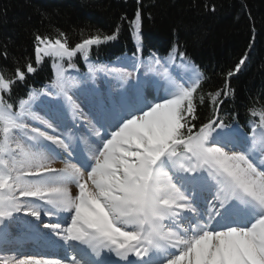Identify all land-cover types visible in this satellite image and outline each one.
<instances>
[{"label":"snow or ice","instance_id":"snow-or-ice-1","mask_svg":"<svg viewBox=\"0 0 264 264\" xmlns=\"http://www.w3.org/2000/svg\"><path fill=\"white\" fill-rule=\"evenodd\" d=\"M136 5L74 45L58 28L33 33L23 64L0 45L13 64L0 66V264H264V98L246 106L245 125L222 111L248 54L215 89L179 43L146 63ZM122 24L132 57L95 64L93 49ZM46 59L52 72L37 87L29 77ZM100 74L115 84L106 93ZM29 240L41 250H25Z\"/></svg>","mask_w":264,"mask_h":264},{"label":"trees","instance_id":"trees-1","mask_svg":"<svg viewBox=\"0 0 264 264\" xmlns=\"http://www.w3.org/2000/svg\"><path fill=\"white\" fill-rule=\"evenodd\" d=\"M206 2L215 4V12L204 10ZM143 3V58L151 52L167 56L172 45L179 43L210 77L202 85L206 89L222 86L223 73L234 68L247 52L245 64L230 81L235 101L226 100L222 109L238 112L239 122L245 125L246 106L257 97L264 98V0H143ZM136 7V0H0V45L7 44L10 58H19L23 64L24 57L33 54V33L55 38L58 28L74 45L81 39V30L84 35L97 29L111 32L120 17L126 15L130 19ZM135 51L132 35L127 25L122 24L118 38L94 48L91 59L95 64L115 66L121 58L132 57ZM74 62L85 72L87 66L79 55ZM5 65L10 74L12 60L0 58V66ZM51 72L46 59L38 72L29 77V82L40 87ZM23 93L20 88L15 94ZM200 114L206 118V106L200 109Z\"/></svg>","mask_w":264,"mask_h":264},{"label":"rangeland","instance_id":"rangeland-1","mask_svg":"<svg viewBox=\"0 0 264 264\" xmlns=\"http://www.w3.org/2000/svg\"><path fill=\"white\" fill-rule=\"evenodd\" d=\"M117 63V62H116ZM115 66H121V64H116ZM143 71H145V69H141V72H143ZM149 77H151V73L149 74ZM105 80H107L106 81V84L104 85V81ZM97 82H98V84H99V86H104L103 88H104V90L106 91V89L108 90L110 87H114L115 86V84H114V82H111V84H110V78H108V77H104L102 74H100V75H98L97 76ZM131 82H134V81H130V83ZM85 86H91V85H85ZM153 90H151V89H149L148 90V92H152ZM81 99L82 100H84L85 98L84 97H81ZM82 106H83V104H82ZM85 111H87V108L85 109ZM56 167L58 166H60V164L59 163H57L56 165H55Z\"/></svg>","mask_w":264,"mask_h":264},{"label":"bare ground","instance_id":"bare-ground-1","mask_svg":"<svg viewBox=\"0 0 264 264\" xmlns=\"http://www.w3.org/2000/svg\"><path fill=\"white\" fill-rule=\"evenodd\" d=\"M104 86H99L97 87V89H99L101 92H104L106 93L108 90L106 89V91L104 90L103 88ZM61 166V165H60ZM58 167V166H57ZM17 229H13V231H16ZM25 250L27 251H40L41 248H40V245L38 244V242H35V241H32V240H29L27 241V243L25 244ZM44 251H46V249H44ZM48 251V250H47ZM50 251V250H49Z\"/></svg>","mask_w":264,"mask_h":264}]
</instances>
